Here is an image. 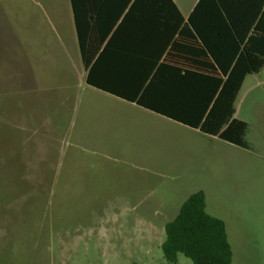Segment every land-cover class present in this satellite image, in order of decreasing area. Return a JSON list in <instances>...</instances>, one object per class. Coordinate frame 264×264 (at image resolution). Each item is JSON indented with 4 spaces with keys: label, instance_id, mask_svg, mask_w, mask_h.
<instances>
[{
    "label": "rangeland",
    "instance_id": "rangeland-1",
    "mask_svg": "<svg viewBox=\"0 0 264 264\" xmlns=\"http://www.w3.org/2000/svg\"><path fill=\"white\" fill-rule=\"evenodd\" d=\"M38 10L0 0V264H192L161 244L196 189L233 264H264V67L235 100L249 149L144 110L128 153L96 140L105 152L79 131L78 97L93 89Z\"/></svg>",
    "mask_w": 264,
    "mask_h": 264
},
{
    "label": "trees",
    "instance_id": "trees-1",
    "mask_svg": "<svg viewBox=\"0 0 264 264\" xmlns=\"http://www.w3.org/2000/svg\"><path fill=\"white\" fill-rule=\"evenodd\" d=\"M72 1L88 85L203 134L250 148L248 123L235 116V100L245 78L264 67V0H198L186 19L173 0H144L156 9L151 17L160 11L165 12L163 19L175 14L174 23L163 22L168 24L163 32L150 31L144 49L126 37L115 48L116 32L111 33L108 23L105 29H82ZM183 41L191 48L181 47L182 51H191L193 58L182 61V75L168 74L165 82L157 69L169 66V53L178 51ZM112 58H119L117 65ZM132 58L147 59L141 66ZM164 232L161 250L169 262H176L182 253L192 264H233L225 222L206 212L203 189L183 200L177 214L165 222Z\"/></svg>",
    "mask_w": 264,
    "mask_h": 264
},
{
    "label": "crops",
    "instance_id": "crops-1",
    "mask_svg": "<svg viewBox=\"0 0 264 264\" xmlns=\"http://www.w3.org/2000/svg\"><path fill=\"white\" fill-rule=\"evenodd\" d=\"M35 7H37L40 14L50 20V28L57 32V36L62 44L65 45V56L67 58H60L65 63L66 60H71L70 55L77 58H73L74 68L82 69V82L89 88L93 89L85 94L83 97H78L77 105L80 107L79 111V131L85 133L87 139H91L94 147L97 144L96 140L111 139L115 143L112 149L118 152L128 153L127 143L124 147L123 140L128 136H133L134 131V115L143 113L146 110L154 114V117H161L163 119H169L163 115L155 113L151 110L143 108L134 102L127 101L121 97L115 96L108 92L102 91L95 87L88 85L85 82L86 69L83 66L81 52L79 48V40L77 34V26L75 21V11L72 0H32ZM198 0H173L178 11L186 19ZM126 0H75L76 10L80 17L82 29L90 30L92 28L105 29L107 23L111 24L110 31L116 32L114 35L115 48L118 47L121 39H128L132 44L133 41L137 47L142 49L147 48L150 40V31L163 32L164 27L168 24L174 23L175 14L171 18H162L165 12H156V17H151L152 13L156 11L149 6L144 0H129L127 7L123 9L119 17H117L115 23H112V19L115 14L118 13L119 7L122 6ZM151 10L153 12H151ZM57 12L59 15L60 23L54 22L53 15ZM53 21V22H52ZM168 24H164V23ZM166 25V26H165ZM168 27V26H167ZM125 34V36H124ZM113 41V40H112ZM178 51L173 50L169 53L166 64L169 66H163L157 69L158 73L165 82L168 74L182 75L184 73V67L182 61L186 58H193L190 54L191 51H182L181 47L191 48V44L180 42ZM184 52V54H183ZM195 55V53H194ZM116 65L119 62V58H112ZM147 58H132L136 62H140L143 65L144 60ZM139 60V61H138ZM156 66V65H155ZM117 73V71H116ZM164 82V81H158ZM176 122V121H174ZM179 123V122H176ZM181 124V123H179ZM183 125V124H181ZM186 126V125H183ZM188 127V126H186ZM190 129H194L188 127ZM198 131L197 129H194ZM136 134L138 132L135 131ZM206 135V134H205ZM82 136V135H80ZM210 136V135H208ZM214 137V136H210ZM99 144V143H98ZM91 146V147H92ZM97 149H104L102 147V141ZM105 152H112L108 149H104Z\"/></svg>",
    "mask_w": 264,
    "mask_h": 264
}]
</instances>
